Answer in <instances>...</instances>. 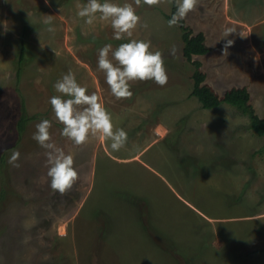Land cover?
Here are the masks:
<instances>
[{"label":"rangeland","instance_id":"1","mask_svg":"<svg viewBox=\"0 0 264 264\" xmlns=\"http://www.w3.org/2000/svg\"><path fill=\"white\" fill-rule=\"evenodd\" d=\"M98 2L132 5L140 17L132 37L114 39L99 13L87 24L78 12L88 0H0V264H264V138L236 108L202 109L191 95L193 65L166 18L172 0ZM184 20L205 34L210 51L194 59L206 81L219 95L245 86L264 118V0H198ZM227 29L236 31L223 37ZM130 39L162 53L168 81H132V97L117 100L99 50ZM69 71L99 97L114 131L127 133L119 151L100 134L81 146L62 136L50 99ZM22 108L34 118L19 133ZM45 119L50 142L73 156L79 176L63 195L51 190L46 150L32 138Z\"/></svg>","mask_w":264,"mask_h":264},{"label":"clouds","instance_id":"2","mask_svg":"<svg viewBox=\"0 0 264 264\" xmlns=\"http://www.w3.org/2000/svg\"><path fill=\"white\" fill-rule=\"evenodd\" d=\"M163 0H143L148 6H158ZM140 5L141 0H135ZM198 0H177L176 12L168 21L169 27L175 26L187 14L193 11ZM110 21L114 30V39L121 40L125 36L132 37L133 31L140 23V17L135 13L132 5L118 6L113 3H100L98 0H88L78 12V16L87 18L86 23L91 25L97 18ZM45 23H51L46 20ZM146 27V25H144ZM49 31L54 29L49 28ZM235 29H227L223 37L234 33ZM233 44L227 40L223 54L227 55V49ZM111 52L112 59H109ZM113 60L116 63H113ZM98 68L105 73L106 83L112 95L117 99H130L133 95L130 90L132 81H154L158 86L166 85L168 76L164 66L163 55L160 51H150V41L130 39L129 42L120 44L114 51L110 44H106L99 50ZM59 96L50 99L52 110L56 120L63 125L62 136L66 137L76 146L85 144L90 136L100 134V138L111 141L112 151H119L127 143V133L123 130L114 131L111 115L99 102L96 94L88 95L87 89L80 86L73 73L69 71L62 79L54 84ZM62 97H67L64 99ZM51 122L42 120L36 125L33 139L46 150L50 188L61 195L69 191L78 180V172L73 167L74 158L66 155L61 148L51 143L49 129ZM20 153L13 152L9 158V164L19 167L17 163Z\"/></svg>","mask_w":264,"mask_h":264},{"label":"trees","instance_id":"3","mask_svg":"<svg viewBox=\"0 0 264 264\" xmlns=\"http://www.w3.org/2000/svg\"><path fill=\"white\" fill-rule=\"evenodd\" d=\"M177 0H172V14L166 16L168 21L176 12ZM181 31L182 41V55L184 59L191 62L193 71L191 75L192 90L191 95L196 97L202 109H215L222 103L229 104L230 106L239 110L249 120L251 130L258 136L264 138V118L259 117L251 105V96L249 90L245 86L231 87L227 89L223 95H219L215 89L206 81V73L202 71V64L199 60L194 59L196 56L205 55L210 51V48L205 43V34L203 32L194 33L192 29L182 19L178 23ZM28 25L25 23L22 31V38L20 40V49L17 59V76L21 74V66L23 61L27 58V42L26 32ZM34 116L28 117L22 108V115L17 123L19 133H22L29 120ZM264 151V145H263ZM103 245V244H101ZM264 251V249H263Z\"/></svg>","mask_w":264,"mask_h":264},{"label":"crops","instance_id":"4","mask_svg":"<svg viewBox=\"0 0 264 264\" xmlns=\"http://www.w3.org/2000/svg\"><path fill=\"white\" fill-rule=\"evenodd\" d=\"M174 116H175V117H180L179 120H181V118H182L181 116H177V115H174ZM157 124H158V126L162 124L163 128H165V130H166V135L169 133L170 128L166 126V123H157ZM178 125H180V123H178ZM154 126H156V125H154ZM180 133H181V132H180ZM152 143H153V142H152ZM205 161H206V163H208V164H209L210 162H213V164H217V163H215V160H214V159H212V160H211V159H209V160H206V159H205ZM150 162H151V161H150ZM151 164L153 165L152 162H151ZM216 219H218V218H216Z\"/></svg>","mask_w":264,"mask_h":264}]
</instances>
